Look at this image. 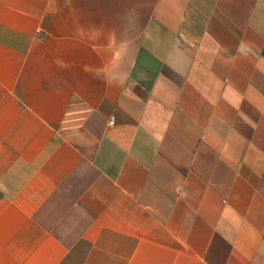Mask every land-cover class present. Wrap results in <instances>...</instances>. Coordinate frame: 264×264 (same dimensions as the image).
<instances>
[{"label":"crops","instance_id":"0c3cea01","mask_svg":"<svg viewBox=\"0 0 264 264\" xmlns=\"http://www.w3.org/2000/svg\"><path fill=\"white\" fill-rule=\"evenodd\" d=\"M0 264H264V0H0Z\"/></svg>","mask_w":264,"mask_h":264}]
</instances>
